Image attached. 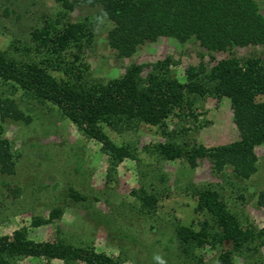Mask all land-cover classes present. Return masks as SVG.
Returning a JSON list of instances; mask_svg holds the SVG:
<instances>
[{"label": "rangeland", "instance_id": "1", "mask_svg": "<svg viewBox=\"0 0 264 264\" xmlns=\"http://www.w3.org/2000/svg\"><path fill=\"white\" fill-rule=\"evenodd\" d=\"M258 1L264 13V0ZM62 15L57 0H0V50L20 61H40L48 56V50L33 41L35 29L51 25L61 29L68 22H82L93 33V42L72 50L70 59L79 56L89 66L93 80L106 82L123 76L133 64H156L169 57L178 63L172 67L174 76L185 83L189 66L203 64L209 69L213 64L211 54L195 40L180 45L171 38L148 42L134 56L121 57L108 44L112 23L101 15L100 7L81 4ZM255 50L264 52L263 47L237 48L234 52L244 57ZM213 55L217 60L228 56ZM148 73L146 69L144 78ZM0 94L15 98L33 118L30 125L0 120L17 161L15 175L0 172V236L26 229L33 241L62 237L77 246L91 245L124 264H155V254L167 264H200V257L202 264H215L223 250L231 249L230 244L206 245L190 256L176 233L178 221L188 227L199 226L203 217L197 211L196 195L206 189L219 191L243 225L264 229V207L259 205L260 192L264 191V145L256 149L259 170L247 181L238 180L231 168L216 173L209 159L192 168L182 159H163L154 148L168 140L208 148L237 140L239 131L229 101L212 96L198 99L196 117L184 111L168 119L164 128L142 124L119 132L107 129L117 144L131 147L136 155L113 166L102 145L81 134L53 104L38 102L1 82ZM142 190L158 199L155 209H142L134 194ZM72 191L84 200L76 202ZM57 208L64 211L60 219L33 225L35 218L48 220ZM251 247L243 255L235 254L236 264H264V245L256 242ZM17 264L65 263L29 257Z\"/></svg>", "mask_w": 264, "mask_h": 264}, {"label": "trees", "instance_id": "2", "mask_svg": "<svg viewBox=\"0 0 264 264\" xmlns=\"http://www.w3.org/2000/svg\"><path fill=\"white\" fill-rule=\"evenodd\" d=\"M63 15L78 5L100 7L107 13L112 28L107 34L109 46L119 56L130 58L139 47L171 38L180 45L195 40L212 56L213 64L189 66L187 81L181 83L173 74L177 62L171 58L150 65L133 64L119 78L106 82L90 78L89 66L71 52L93 42V33L82 22H68L41 27L32 33L36 45L47 48L48 56L40 61H20L0 50V82L13 91L56 106L88 139L99 142L102 152L117 166L135 159L129 146L117 144L108 134L139 125L164 128L168 119L188 111L195 116L198 99L209 96L229 101L239 138L229 144L208 148L183 145L168 140L155 151L165 160L182 159L192 168L209 159L216 173L231 168L238 180H250L257 174L259 157L256 149L264 145V52L253 51L240 57L237 48H264V13L258 0H57ZM227 53L217 60L213 54ZM149 69L148 75L143 74ZM57 72V75L54 74ZM0 120L30 125L32 116L11 96L0 94ZM0 125V172L13 176L17 172L16 154ZM167 136H169L167 134ZM144 211L156 208L158 199L144 190L134 191ZM76 201L84 200L72 191ZM197 211L202 215L197 228L178 221L177 237L186 255L195 256L206 245L225 246L215 264H236L235 254L264 245V229L243 225L219 191L206 189L196 195ZM259 205L264 207V191ZM64 211L54 209L48 220L35 218L34 226L60 219ZM256 248V247H255ZM39 258L65 264H124L93 246H77L59 237L54 241H33L26 229L0 236V264H17L24 258ZM198 262L202 264L203 258Z\"/></svg>", "mask_w": 264, "mask_h": 264}, {"label": "clouds", "instance_id": "3", "mask_svg": "<svg viewBox=\"0 0 264 264\" xmlns=\"http://www.w3.org/2000/svg\"><path fill=\"white\" fill-rule=\"evenodd\" d=\"M103 16L107 17V13H103ZM96 20L100 19L99 17L95 18ZM102 22V21H101ZM153 260L155 261V264H167V261L159 254H155L153 256Z\"/></svg>", "mask_w": 264, "mask_h": 264}]
</instances>
